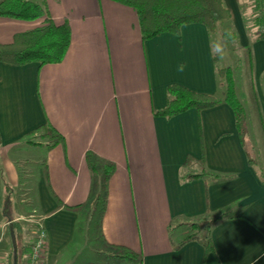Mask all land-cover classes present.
Returning a JSON list of instances; mask_svg holds the SVG:
<instances>
[{
    "label": "crops",
    "instance_id": "crops-1",
    "mask_svg": "<svg viewBox=\"0 0 264 264\" xmlns=\"http://www.w3.org/2000/svg\"><path fill=\"white\" fill-rule=\"evenodd\" d=\"M225 1L240 42L250 44L239 0ZM45 2L48 16L70 24L65 58L47 64L0 61V226L9 223V237L23 215L17 213L21 204L11 212L4 206L7 180L20 185L17 165L28 178L34 175L16 152L26 143L43 152L35 161L34 183L24 188L26 200L17 194V202L30 199L46 230L44 264H125L116 258L122 248L138 256L133 264H264V173L250 161L234 109L223 101L170 117L155 113L166 106L171 84L219 94L207 27L188 23L180 35L143 38L138 14L126 4ZM34 24L0 17V42ZM251 44L259 58L258 66L254 55L257 87L264 39ZM181 64L183 73L177 71ZM257 90L264 117V93ZM47 123L62 142L25 141ZM202 164L209 174L184 177L199 174ZM109 165L114 168L107 176ZM204 219L209 230L192 225ZM207 238L209 249L202 241ZM29 251L22 264H31Z\"/></svg>",
    "mask_w": 264,
    "mask_h": 264
},
{
    "label": "trees",
    "instance_id": "trees-1",
    "mask_svg": "<svg viewBox=\"0 0 264 264\" xmlns=\"http://www.w3.org/2000/svg\"><path fill=\"white\" fill-rule=\"evenodd\" d=\"M134 8L138 14L140 30L143 38H152L164 32H171L180 35L181 27L188 23H202L209 33L214 32L219 22L232 21L233 15L225 0H114ZM256 9L259 14L256 17L257 25L263 27L262 36L264 38V0H255ZM0 17H10L23 20H32L43 18V23L27 31L17 32L9 43L0 42V61L14 65H23L29 62H38L40 64L56 63L62 61L71 44L72 31L68 21L56 22L47 14L45 0H0ZM235 38L239 39L238 33L234 31ZM245 49V63L247 76L249 77V87L252 98L255 99V105L258 111L260 125L264 131V117L261 104L257 95H255L254 69L255 59L252 44L242 45ZM215 60L216 67L217 60ZM224 72L223 68L217 67L218 78ZM222 74V75H221ZM227 80V89L223 92L224 97L206 93H198L180 84H171L168 86V102L156 114L164 116H174L191 108L205 109L215 106L223 101L227 102L235 112L236 125L244 141L245 134V114L244 108L239 101L234 86V79L230 69L225 70ZM222 82H220V85ZM219 85V81H218ZM222 95V93H221ZM220 96V97H219ZM36 133V135H34ZM34 135V136H32ZM34 137L39 140L33 141ZM264 137V134H263ZM37 144L43 141L53 146L63 141V136L50 124H43L36 128L31 136L25 140ZM252 162V160L250 159ZM106 168L107 176L113 171L114 165ZM209 174L202 164V170L199 174L187 173L185 178H195ZM225 214L217 216L213 222L222 218ZM194 225V224H193ZM208 230L210 225L207 226ZM17 228L15 236L18 244V264L19 239ZM197 233H190L184 242L196 238ZM206 248H211L209 239H203ZM116 258H125V264L137 262L138 256L129 248H122L116 254Z\"/></svg>",
    "mask_w": 264,
    "mask_h": 264
},
{
    "label": "rangeland",
    "instance_id": "rangeland-1",
    "mask_svg": "<svg viewBox=\"0 0 264 264\" xmlns=\"http://www.w3.org/2000/svg\"><path fill=\"white\" fill-rule=\"evenodd\" d=\"M239 6L242 12L243 22L246 26V32L248 33L250 37V41H251L250 44H251L253 40L260 39L262 36L263 27L257 25V22H256V17L260 11L256 9L255 0H239ZM27 22L35 23L34 27H38L43 23V18L27 20ZM225 30H229L231 32V37H232L230 45H229L230 62H222V61L217 60V65H218L217 67L223 68L224 70V72L222 73L223 75L221 74L222 76L218 78L219 95L221 97L225 96V94H223V92L226 91L227 89V80L225 77V70L230 69L233 75V79H234L236 95L244 108V114H245L244 143L246 144V147L250 153L252 161L264 173V137H263L264 131L260 125L259 116H258L259 114H258L256 105H255V99L252 98V95L250 92L251 90L249 87L250 79L247 76L246 63L244 60L245 49L242 48L243 44L240 42L238 38L236 39L234 35V31H236L235 26H234V21L225 20V21L219 22L216 27V30L214 32H211V37L212 39H214L217 35L221 34ZM236 32L238 33V31ZM238 36H239V33H238ZM258 52L260 54V49ZM256 53L254 55L257 56V59H258L257 65L259 66V58H258V54ZM255 80L257 81V87L254 82L255 95H257L256 101H258L259 95H258L257 88L259 89L260 92L264 93V73L260 78L261 83L259 82L258 72L255 75ZM220 82H222L221 85H220ZM33 139H34L33 140L34 142L36 140H39L36 137H34ZM28 143L33 144V142H28ZM33 145H36V144H33ZM22 146H23L22 150L18 149L16 151L17 155L19 156L22 155L26 159L23 162V164L25 167H32L33 171L31 172V174H34V175H33V178H28L24 170H21V165H17L19 169L17 170V174L19 177L20 185L18 187L14 186L12 181L7 180L8 192L5 198V202H4V206L8 205L7 209L10 212L13 209H18L19 207L18 204H21L20 205L21 212H17V213H21L23 217L20 219H17L16 223H14V227L17 228L16 231L19 234L18 236L19 243H20L19 253L22 251L26 252L30 250L32 243L29 245V241L33 242L35 240V235H36V231L38 230V226H39L38 224L40 220H39L38 213H36V211H33L34 208L31 207L30 203H32V201H30V199H27L26 202L24 201L23 203H18L19 202L18 196H21V198H25L24 200H26L27 195H26V190L24 188L34 183V180L36 178V173L34 170L39 167V165L35 163V161L36 159L40 157L41 153L43 152V149H40L32 145L29 146L26 143H23ZM13 154H14V150H12L11 155ZM0 174H1V170H0ZM22 183H25V185L21 186ZM28 195L30 196V194ZM8 224H4V225L2 224L0 226V264H13V253H14L13 241H12V238L9 237L10 230L8 229L9 228ZM206 224L207 222L204 219L201 222H197V223H194V225L193 224L192 225L195 228L198 227L199 229L201 228L204 229V228H207ZM95 225L96 223L93 222V226H92L93 237L96 236V231H97ZM21 229L23 230V232L24 230H26L25 237H24L23 232L22 234H20ZM23 239L25 241H23ZM99 247H102L101 240H99ZM22 257L23 255L20 256L19 264H22ZM100 257H103V256H100ZM112 261H115V259L112 258ZM73 264H77V263L74 262Z\"/></svg>",
    "mask_w": 264,
    "mask_h": 264
},
{
    "label": "clouds",
    "instance_id": "clouds-1",
    "mask_svg": "<svg viewBox=\"0 0 264 264\" xmlns=\"http://www.w3.org/2000/svg\"><path fill=\"white\" fill-rule=\"evenodd\" d=\"M231 39V32L229 30H225L214 39H211L209 47L211 55L214 59L222 62H230L229 45ZM185 68L186 65H178L177 71L183 73Z\"/></svg>",
    "mask_w": 264,
    "mask_h": 264
},
{
    "label": "built area",
    "instance_id": "built-area-1",
    "mask_svg": "<svg viewBox=\"0 0 264 264\" xmlns=\"http://www.w3.org/2000/svg\"><path fill=\"white\" fill-rule=\"evenodd\" d=\"M38 225L35 240L32 242L29 252L31 264H44L43 259L46 253L47 233L40 223Z\"/></svg>",
    "mask_w": 264,
    "mask_h": 264
},
{
    "label": "water",
    "instance_id": "water-1",
    "mask_svg": "<svg viewBox=\"0 0 264 264\" xmlns=\"http://www.w3.org/2000/svg\"><path fill=\"white\" fill-rule=\"evenodd\" d=\"M12 241H13V251H14L13 264H18V244L14 232L12 233Z\"/></svg>",
    "mask_w": 264,
    "mask_h": 264
}]
</instances>
